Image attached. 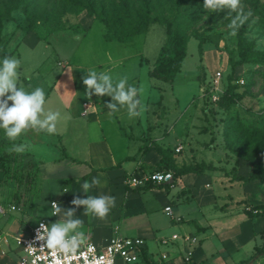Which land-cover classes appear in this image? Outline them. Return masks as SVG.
I'll return each instance as SVG.
<instances>
[{
	"label": "rangeland",
	"instance_id": "rangeland-1",
	"mask_svg": "<svg viewBox=\"0 0 264 264\" xmlns=\"http://www.w3.org/2000/svg\"><path fill=\"white\" fill-rule=\"evenodd\" d=\"M7 2L8 0H0V9ZM26 2L28 5L26 13L20 8L12 10L10 19L3 20L0 27V60L5 55L20 59L21 65L18 70L20 83L26 90L41 87L46 95L48 86L56 82L55 89L52 88L53 90L48 92L49 97L46 98L45 107L59 109L64 116L66 113L63 105L70 102L73 97L74 101L77 98L80 100L86 97L84 94L86 86L82 78L89 69L97 72L107 71L114 78L127 76L129 84H132L129 79L134 77L135 86L144 88L141 99L144 104L148 102L147 114L152 113L159 98H162L161 105L168 107L167 116L159 127L155 128L154 133H151L159 140L158 144L172 147L176 143V138L179 139L183 115L192 109L190 126L187 125L185 131L189 142L181 143L179 151L175 152L177 157L174 159L177 160V166L182 162L191 166L204 164L213 167V169L202 170L201 173L204 175L196 177V189L210 190L216 187L213 184L217 183V186L222 189L219 193L222 194L221 202L224 204L225 215L242 211L245 215H249V218H258L259 209L256 206L264 202L262 199L264 184L259 182L247 184L231 180L230 173L246 174L250 170L264 173V157L251 163L246 162L243 155L248 152L247 138H243L236 129L232 132L228 131L227 135L224 132L226 126L234 121L246 130L264 129V64L249 62L233 69L232 82L235 84L233 92L240 98L227 106L218 103L219 92L210 90L209 87L210 80L216 71L221 76L218 84L219 91L228 86L226 83L230 69L226 62L227 52H232L233 59H237V38L236 35L229 34L231 30L228 27L235 13L228 10L208 11L203 7V0L188 2L190 9L195 10L196 14L192 21H182V24L187 26L185 29L186 54L173 81L167 83L147 75L157 56L158 48L164 41V24L152 23L144 33L136 35L128 42L107 41L102 38L103 26L98 20H92L89 26L79 33L77 14L62 7L61 0H26ZM242 4L245 11L250 9L253 13L242 25V37L246 43L252 44L253 50H264V0H242ZM153 12H162L161 14L167 20L175 18L174 14L166 12L164 8L153 10ZM66 30L78 34H72ZM192 32L203 40L200 52L197 49V39L191 35ZM27 33L44 37L49 42L38 43L33 47L30 46L29 39L19 42V39ZM16 42L18 45L14 51ZM42 60H44L42 65L37 68L36 65ZM234 80H242V83L238 81L235 83ZM92 96L96 97L95 100L99 101L105 113L110 114L106 104L111 97L107 95L98 97L95 94ZM174 96H176L175 99ZM174 100L177 101L175 104ZM177 105L178 109L175 107ZM144 114L145 112L142 113ZM142 115L139 116L141 126L143 122L146 123ZM110 118L113 120L116 118L123 125L122 128L128 135V142L125 141L126 139H118L113 129L115 125L112 124L113 120L104 126V131L107 132L106 138L111 146L117 149L120 143L124 146L127 142L129 144L127 153L130 152L136 146L130 136L137 134L140 129L134 124L136 118L128 117L126 107L111 113ZM146 126H142L143 130L147 129ZM70 127V121L61 119L57 125L56 134L49 135L46 132L37 133L35 130H28L27 135H23V143L29 146L27 151L36 160L42 161L38 184L32 183L30 177L26 175L22 177L23 181L18 186L3 184L4 170L0 167V243L3 251L0 253V263L8 258L12 264H17V252L12 236L26 234L29 227L38 219H43L45 224H51L60 219L50 214L51 200L57 202L62 208H71L75 207L71 204L74 196L106 194L104 188H99L100 190L92 188L89 193L82 192L81 184L93 178L90 179L88 176L89 178L85 179L87 175L82 177L89 171L87 163H74L68 159L58 158L60 155L58 147L59 144L63 145V137L61 140L58 139L61 141L59 143L56 142L57 136L58 134L67 136ZM92 132L94 133L95 130L90 133ZM115 140L118 141L116 144H114ZM122 152L118 151V154ZM75 155L78 159L85 160L83 149L76 151ZM97 178L100 181L99 187L105 185L102 176ZM204 183H209L210 187L205 188ZM36 186L39 190L34 194L31 190ZM153 189L156 190L157 195L153 196L154 192L150 193L148 212L151 213V225L156 227L153 230L155 236H169L173 232L183 231V223H174L162 211V205L166 201L170 202L173 215H180L182 220L200 217L201 210L194 207L193 199L179 203L174 201L175 194L180 189L178 180L174 179L171 184L155 186ZM14 190L19 192L17 200L13 195ZM254 196L263 197H261L262 200H258ZM24 197H27L25 203ZM215 203L219 204L220 200H216ZM10 206L13 208L11 209ZM215 210L216 214L220 213L219 210ZM109 213L103 219L86 216L83 214V206H80L76 209L75 215L83 220L80 230L84 233L88 229L95 228L105 234L106 228L110 223L113 224L111 216L107 219ZM257 218H255L256 221H258ZM256 224L259 225V223ZM254 226L255 224L248 227ZM248 227L246 226L247 229ZM238 228L237 226L232 231ZM2 238H6L7 242H3ZM256 242V238L250 239L244 246L242 244L238 251L230 252L229 264H249L250 259L245 263L239 261L247 259V255L250 254L248 251ZM245 252L248 254L245 255ZM220 257L219 255V259Z\"/></svg>",
	"mask_w": 264,
	"mask_h": 264
},
{
	"label": "crops",
	"instance_id": "crops-1",
	"mask_svg": "<svg viewBox=\"0 0 264 264\" xmlns=\"http://www.w3.org/2000/svg\"><path fill=\"white\" fill-rule=\"evenodd\" d=\"M76 17L79 22V27L77 28L79 33L85 30L92 20H94L88 17L85 11H80ZM66 31L72 32L71 30ZM72 34L78 33L73 31ZM25 39L30 40L29 44L32 47L38 43L47 44L49 42L46 38L35 36L32 33H27L22 36L19 39V42L22 40L24 41ZM17 45L18 42L14 44V51L16 50ZM43 61L44 60L39 61L36 67L39 68ZM56 62L59 64L58 61ZM134 80V77H132L129 79V82L135 86ZM31 83L32 80L30 81V85ZM56 86V82H52L51 86H48L45 95L46 98L49 97L48 92L55 89ZM95 98L96 97L94 96H92L91 99L84 97L80 100L77 98L74 101L73 97L70 102L63 105L64 112L70 117V119L67 120L70 121L71 127L67 136L58 134L56 140V142L60 143L61 141L58 139L60 138L61 140V137H63V145L59 144L58 147L60 152L58 158L61 160L68 159L74 163H87L89 171L85 174L87 175L85 179L88 176H90V179L97 176H102L104 179L105 185L102 187L97 185L93 187L94 190L104 188V192L107 195L115 197V206L111 208L109 216L107 217V219L110 218V216L113 218V224L110 223L109 227L106 228L107 231L105 234H102L101 231H97L95 228L88 229V231L86 230L85 234L88 241H92L96 244H103L111 235L127 234L143 238L145 242V254L150 261L149 264H229V258H231L230 252L238 251L242 244L244 246V244L250 239L256 238L257 242L251 247V250L248 251L250 254L247 255L248 257L245 259L246 261L243 259V261L240 260L239 262L245 263L250 259L251 261L249 264H264V251L253 256L255 248L260 247L263 242L260 235L263 217H255L258 220L256 221L255 218H249L242 211L236 212L233 215H225V210L223 211L224 204L221 202L222 194L219 193L222 189L217 186V183L213 184V186L216 187H213L210 190L207 189L204 191L203 188L196 189L195 179L198 175H204V173L196 174L190 172L174 178L178 180V183L180 184V189L175 194L174 201L179 203L183 201H191L193 199L195 204L194 207L200 208L201 213L199 218H189L187 220H182L180 215L174 214L173 216L179 217V220L175 221L166 215L163 210V207L167 205L170 206L171 209L170 202L166 201L162 205V211L164 214L174 223H183V231L180 233H173L179 235L186 233L192 237L193 240L190 239L183 241L177 238L163 246L158 243L159 238H170V235L173 233L169 236H155L153 233V230H155L156 227H153L150 223L151 213L148 212L149 196L152 192H154L153 196L157 195L156 190H154L153 187L171 184L174 179H172L171 182L159 184L147 182L143 186L137 187L125 182V178L130 174L141 171L148 172L159 167L161 164V156L155 152L153 144L159 146L160 149L164 150L165 153L177 163V160L174 159L177 157L175 152L179 151L181 143L189 142L185 131L187 125L190 126L189 119L191 117L192 109L183 115V120L179 128V139L176 138V143L172 146L173 148L169 145H161L157 143L159 140L151 135V133H154L155 128L159 127L168 114V107H165L163 104L161 105L162 98H159L156 102L157 105H154L153 107L154 109L152 110V113L147 114L148 110L146 109V111H144L145 114L142 115V119L146 121V123L143 122L142 126L147 125L146 130H143V127L140 125L141 119L136 117L134 124L140 129L137 131V134L135 133V135L130 136L133 138L136 146L127 153L129 149V144L127 143L128 135H126L125 130L122 128L123 125L119 123L116 118L114 120L111 119L110 114L105 113V109L101 108L99 101H96L97 99L95 100ZM175 98L176 96H174V99ZM176 102L177 101L174 100V104ZM147 103H145L146 107ZM9 104H11V102H9ZM175 107L178 109V105ZM110 120L114 121L112 123L115 124L113 129L114 132L117 133L118 139L122 138L127 141L124 146L120 143L119 149L111 146L106 138L107 132L104 131V126H106ZM164 129L163 133H165ZM93 130H95V132L90 133ZM116 142L118 141L115 140L114 144H116ZM176 145H179L177 146L179 147L177 151H175ZM81 149L84 151L85 160L78 159V156L75 155L76 151L78 152V150ZM118 151L122 153L118 154ZM63 152L71 158V160L67 157L63 158ZM72 159L75 161H72ZM178 159H180V157H178ZM183 160H185L184 157ZM179 164L182 165L183 163L180 162ZM98 168L102 170L91 171V169ZM253 183L258 182H249V184ZM204 185L206 186L205 188L210 187L209 183H204ZM261 197H255V199L260 200ZM218 199L220 200L219 204L215 203ZM215 209L219 210L220 213L216 214ZM256 223H259V225ZM253 224H255L254 227H248ZM237 226L239 228L232 231V229L237 228ZM161 253L165 255L164 258L160 257ZM248 253L245 252V255ZM219 255L221 256L220 259ZM0 264H12V262L8 258H5Z\"/></svg>",
	"mask_w": 264,
	"mask_h": 264
},
{
	"label": "trees",
	"instance_id": "trees-1",
	"mask_svg": "<svg viewBox=\"0 0 264 264\" xmlns=\"http://www.w3.org/2000/svg\"><path fill=\"white\" fill-rule=\"evenodd\" d=\"M194 0H61L62 7L68 8L78 14L80 11H85L88 17L98 20L102 26V38L107 41L128 42L136 35L144 33L148 26L152 23L160 22L164 24V41L158 48L157 56L152 67L148 70L147 75L151 78L171 83L175 74L179 71L181 62L186 54L187 35L185 34L186 25L182 24L183 20L190 22L195 17V10L190 9L188 2ZM21 9L24 13L27 12L28 5L26 0H8L7 4L0 9V27L2 21L10 19V12L14 9ZM166 9V12H171L175 15L173 20H167L161 13L153 12V10ZM159 13V14H158ZM243 27L241 26L236 34L237 59H233L232 52H227L226 62L230 72L227 76L228 86L219 93V101L223 106H227L230 102H234L238 98L234 90L233 69L243 63L264 64V50L257 51L252 49L251 43H246L242 37ZM191 35L197 39V49L200 52L203 44L202 38L196 33ZM235 83L237 80H234ZM225 84V85H226ZM229 126V127H228ZM225 134L237 130L243 138H247L248 152L243 155L246 162L251 163L254 160H260L264 157V129L246 130L235 121L231 125H227ZM235 130V131H236ZM23 135L13 142L9 141L4 136V131L0 129V167L4 170L3 184L14 186L20 185L24 175L30 177V181L35 185L39 182V173L41 160H36L28 151L22 154L9 152L13 143H23ZM25 143V142H24ZM153 148L157 154L161 156L158 168L150 170L171 171L172 179L185 173H201L204 169H213L210 165H187L177 164L160 149L159 146L153 144ZM69 158L63 152V158ZM71 160V158H69ZM72 161H75L72 159ZM102 170V169H91ZM85 174L82 176L84 177ZM230 179L241 182L257 181L264 184V173L256 170H250L246 174L230 173ZM38 186L31 190L34 194L38 191ZM30 193V192H29ZM16 200L19 197L18 191H13ZM27 201V197L23 198V202ZM259 209L257 215L263 217V224L260 230V235L263 242L260 247L255 248L254 255L264 251V202L257 205ZM249 216V215H248ZM145 254V248H141L138 264H149Z\"/></svg>",
	"mask_w": 264,
	"mask_h": 264
},
{
	"label": "clouds",
	"instance_id": "clouds-1",
	"mask_svg": "<svg viewBox=\"0 0 264 264\" xmlns=\"http://www.w3.org/2000/svg\"><path fill=\"white\" fill-rule=\"evenodd\" d=\"M203 7L208 11L228 10L235 15L228 25L230 35H236L238 29L252 16V11H245L242 0H203ZM21 65L20 59L15 56L5 55L0 60V129L4 131V136L9 141H17L22 134L28 130L46 132L49 135L57 133V125L61 119H70L59 109L46 108L45 91L41 87L28 91L20 83ZM85 88V96L91 99L95 94L98 97L109 96L111 100L106 107L109 113H115L122 107H126L127 115L136 118L146 111V105L141 96L144 93L143 86L137 87L128 83V77L114 78L107 71L97 72L89 69L82 78ZM11 102V104H9ZM25 143H13L8 149L9 152L22 154L28 150ZM97 177L91 181L85 180L81 184L83 193H89L90 189L99 185ZM67 191V190H65ZM71 204L75 207L62 208L57 202L51 204L53 216L60 217L51 224L41 222L35 229V237L29 243L33 253L37 249L49 250L53 257V264H72L83 257L85 264H105V258L88 261V254L80 252L88 243L86 234L80 229L83 220L75 215L76 209L83 206V214L105 218L111 208L115 206V197L107 194L98 196L87 195L86 197L74 196ZM20 242V241H19ZM36 242H42L40 247L35 246ZM92 249H88L91 253ZM108 264H111L109 261Z\"/></svg>",
	"mask_w": 264,
	"mask_h": 264
},
{
	"label": "built area",
	"instance_id": "built-area-1",
	"mask_svg": "<svg viewBox=\"0 0 264 264\" xmlns=\"http://www.w3.org/2000/svg\"><path fill=\"white\" fill-rule=\"evenodd\" d=\"M220 79V73L216 71L214 73V76L210 80V90H216L220 93V89L218 87ZM237 81L242 83V80ZM178 149L179 147H176L175 151H177ZM171 181L172 173L169 170H154L151 172L141 171L138 173L130 174L125 178V182L127 184H131L134 187L143 186L147 182L159 184ZM53 201L54 200H51L49 202L50 214H52L51 204ZM10 208L12 209L13 206H10ZM163 210L165 214L168 215L171 219L175 221L179 220V217L173 216L170 206H164ZM41 222L45 223L43 219L36 220L26 234L12 236L13 245L17 252V264H53V257L51 256L49 250L45 249L42 252L37 249L36 252L33 253L28 246L29 243L34 240L35 229L39 227V224ZM177 238L183 241H187L190 239L193 240V238L186 233H183L181 235L173 233L170 235V238L160 237L158 243L163 246ZM2 241L7 242V239L2 238ZM41 243L42 242H36L35 246L39 248ZM144 245L145 242L143 238L139 236H122L114 234L111 235L103 244H96L92 241H88L87 245L83 247L80 252L88 254L89 262L93 261L94 259L98 260L100 257H104L105 264H108L109 261L111 262V264H138L141 248H143ZM89 248L92 249L91 253H88ZM2 252V246L0 243V253ZM164 256L165 255L163 253L160 254L161 258H164ZM72 264H85V261L83 257H81L79 262L72 261Z\"/></svg>",
	"mask_w": 264,
	"mask_h": 264
}]
</instances>
